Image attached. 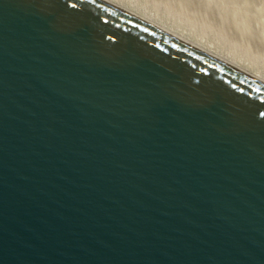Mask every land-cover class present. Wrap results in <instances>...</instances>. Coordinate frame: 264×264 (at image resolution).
<instances>
[{
  "label": "water",
  "instance_id": "water-1",
  "mask_svg": "<svg viewBox=\"0 0 264 264\" xmlns=\"http://www.w3.org/2000/svg\"><path fill=\"white\" fill-rule=\"evenodd\" d=\"M0 264H264V82L104 0H0Z\"/></svg>",
  "mask_w": 264,
  "mask_h": 264
},
{
  "label": "rangeland",
  "instance_id": "rangeland-1",
  "mask_svg": "<svg viewBox=\"0 0 264 264\" xmlns=\"http://www.w3.org/2000/svg\"><path fill=\"white\" fill-rule=\"evenodd\" d=\"M130 2H136L131 7L141 12H145L143 8L147 5L174 29L179 27L181 31L194 33L193 36H197L195 41L205 34L208 41L219 46L217 48L223 57L230 56L229 60L253 74H264L263 0H125L124 3L130 5Z\"/></svg>",
  "mask_w": 264,
  "mask_h": 264
},
{
  "label": "bare ground",
  "instance_id": "bare-ground-1",
  "mask_svg": "<svg viewBox=\"0 0 264 264\" xmlns=\"http://www.w3.org/2000/svg\"><path fill=\"white\" fill-rule=\"evenodd\" d=\"M106 2H109L110 4L130 13L133 14L137 17H139L140 19L144 20L145 22L154 25L155 27L162 29L168 33H170L171 35H173L174 37L187 42L191 45L197 46L209 53H211L212 55L226 61L227 63L231 64L232 66L238 68L239 70L243 71L246 74H249L250 76H253L254 78H257L259 80H261L262 82H264V74L262 73H257V74H253L251 73L247 68H243L242 66H240V64H236L233 63L231 60H229L228 58H230V56H222L221 52L219 51L220 49L217 48L219 47L214 41H208L205 34L203 36H198L199 39L198 41H195V39H197V36H193V34L188 33L187 30H182L179 29V27L177 29H174V26H169L166 23L163 22V20L161 18H159L158 12L154 13V11H152L150 8H148L147 5L144 6V11L145 12H141L139 11L138 8L136 7H131V5L134 6V4H136V2H130V5L125 4V0H104ZM130 1V0H128ZM220 1V0H219ZM264 1V0H263ZM258 2V1H257ZM209 3V2H207ZM211 3V2H210ZM213 3V2H212ZM225 3V2H224ZM247 3V2H246ZM181 4V3H180ZM216 4V3H215ZM235 4V3H234ZM191 5V4H190ZM219 5V4H218ZM203 6V5H202ZM235 6V5H234ZM241 7V6H240ZM245 7V6H244ZM249 7V6H248ZM261 7V6H260ZM228 8V6H227ZM234 8V7H233ZM263 8V7H262ZM192 9V8H191ZM204 9V8H203ZM218 9V8H217ZM230 9V8H229ZM259 9V8H258ZM249 10V9H248ZM217 11V10H216ZM229 11V10H228ZM235 11V10H234ZM242 11V10H241ZM258 11V10H257ZM260 12V11H259ZM219 13V12H218ZM222 14V13H221ZM237 14V13H236ZM244 14V13H243ZM246 14V12H245ZM251 14V13H250ZM254 14V13H253ZM252 14V15H253ZM204 15V14H203ZM220 15V14H219ZM247 15V14H246ZM218 16V15H217ZM221 16V15H220ZM227 16V15H226ZM232 16V14H231ZM238 16V15H237ZM254 16V15H253ZM158 18V19H156ZM251 18V17H250ZM238 19V18H237ZM247 19V18H246ZM243 20V19H242ZM248 20V19H247ZM215 21V19H214ZM246 21V20H245ZM260 21V20H259ZM220 22V21H219ZM237 22V21H236ZM241 22V21H240ZM217 24V23H216ZM252 24V23H251ZM258 24V23H257ZM233 25V24H232ZM231 25V26H232ZM219 26V25H218ZM248 26V25H247ZM263 26V25H262ZM258 27V26H257ZM261 28V27H259ZM264 28V27H262ZM263 32V29H261ZM262 34V33H261ZM222 49V48H221ZM229 55H232L231 53H229Z\"/></svg>",
  "mask_w": 264,
  "mask_h": 264
}]
</instances>
